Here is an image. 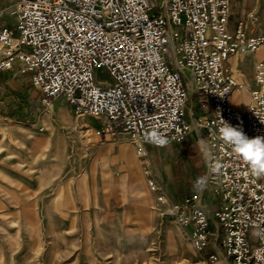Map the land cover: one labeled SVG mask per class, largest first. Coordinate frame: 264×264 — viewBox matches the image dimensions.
<instances>
[{"label": "built area", "instance_id": "2783aa9c", "mask_svg": "<svg viewBox=\"0 0 264 264\" xmlns=\"http://www.w3.org/2000/svg\"><path fill=\"white\" fill-rule=\"evenodd\" d=\"M231 9L232 0H19L14 25L0 28V72L20 64L45 110L65 98L78 119L103 121L98 136L126 137L141 159L148 146H178L195 134L205 185L215 188L219 208L208 211L199 196L171 201L146 168L149 189L190 230L194 249L211 252L212 263L224 257L230 264H264V177L218 138L220 118L249 138L264 137V61L254 65L242 114L230 102L240 85L227 67L236 53L263 49L264 35L244 21L231 30ZM257 20L249 16L250 29ZM98 70L112 82H98ZM9 123L11 137L16 125ZM154 129L168 146L145 141ZM252 230L261 233L256 245Z\"/></svg>", "mask_w": 264, "mask_h": 264}, {"label": "rangeland", "instance_id": "374dc122", "mask_svg": "<svg viewBox=\"0 0 264 264\" xmlns=\"http://www.w3.org/2000/svg\"><path fill=\"white\" fill-rule=\"evenodd\" d=\"M18 1L0 0L9 21ZM240 64L252 78L253 57L246 55ZM21 67L8 73L19 74L14 89L0 88L5 107L0 111L19 123L8 137L0 117V264H230L224 257L212 263L210 251L197 252L190 230L165 213L148 187L146 168L171 201L199 196L208 211L218 209L214 187L194 188L206 176L200 148L148 146L146 159L137 155L130 164L118 155L124 147L136 152L126 137L97 141L103 121L78 119L65 98L45 110ZM96 79L112 82L105 70H98ZM193 101L198 112L199 96ZM255 232H250L254 245Z\"/></svg>", "mask_w": 264, "mask_h": 264}, {"label": "crops", "instance_id": "0c3cea01", "mask_svg": "<svg viewBox=\"0 0 264 264\" xmlns=\"http://www.w3.org/2000/svg\"><path fill=\"white\" fill-rule=\"evenodd\" d=\"M261 0H232V14H231V18H230V29L233 30L236 25L240 22V21H244L247 23V28L255 35H264V29L260 28V23H261V16L264 14V0H262V3L260 2ZM8 10V8H6ZM6 9L0 11V28H2L3 26H12L14 25L15 21H14V14H13V20H8L6 19ZM13 12V9H11ZM256 15L257 16V23L255 28L250 29V24H249V16L250 15ZM246 55H250L251 57H253L254 59V65L256 62L258 61H264V48L260 49L257 52L254 53H236L235 55H233L227 62V67L228 69L231 71V73L233 74V76L236 78V80L238 81L240 87L238 88H242L241 90V98L243 99V104L242 105H236V107L232 106L235 110L239 111L242 110L243 112H245V110L247 109V107L250 104V90L253 88V76L252 78H249L247 76H245L243 74L242 68H241V64L240 62L246 57ZM12 72V71H10ZM8 72H0V76L2 77V81H4V83H0V88L5 87V86H10L12 89H14L15 85H17V82L19 81L18 79H20V77L18 76L19 74H8L10 73ZM29 83H30V79H29ZM31 84V83H30ZM7 88V87H5ZM1 105H3V103H0V109H1ZM4 105H3V107ZM0 113H3V115H1L0 117H2V119H4V117H6L8 120L6 121V129L4 131L5 135H7L6 130L9 128L10 123L9 121L15 123V130L18 128V121L7 116L5 111L2 110L0 111ZM15 136V134H14ZM10 137V136H8ZM193 140H192V139ZM197 144V139L195 137L194 134L188 136L186 138V140L184 141L183 144L178 145V146H183L186 151H192L194 152L196 150V148L198 147L199 150V146ZM151 147V146H149ZM174 147V146H173ZM129 148V147H128ZM172 147H168V148H164V149H171ZM200 153V151H199Z\"/></svg>", "mask_w": 264, "mask_h": 264}, {"label": "clouds", "instance_id": "9594fccd", "mask_svg": "<svg viewBox=\"0 0 264 264\" xmlns=\"http://www.w3.org/2000/svg\"><path fill=\"white\" fill-rule=\"evenodd\" d=\"M220 124L218 138L231 146L232 151L250 166L253 175L258 178L264 177V137L249 138L242 127L232 126L223 118H220ZM145 141L156 147H166L169 144L168 138L155 129L146 133ZM200 142L204 143V140L201 139ZM205 184L206 178L199 177L194 183V188L202 189ZM254 235L260 236L261 233L255 232Z\"/></svg>", "mask_w": 264, "mask_h": 264}, {"label": "bare ground", "instance_id": "6f19581e", "mask_svg": "<svg viewBox=\"0 0 264 264\" xmlns=\"http://www.w3.org/2000/svg\"><path fill=\"white\" fill-rule=\"evenodd\" d=\"M241 90H242V88L240 89V88H237L236 89V91L233 93V95H232V97H231V100H230V102H231V105L232 106H234V107H236V105H241L240 104V100L242 99L241 98ZM240 114H242L243 113V111L242 110H239L238 111ZM95 129L93 128V130L92 131H94ZM92 133V132H91ZM93 134H94V132H93ZM96 136H98V133H97V131H96ZM99 138H97V141H98V139L100 140V141H107V139L109 138L108 136L107 137H105V138H101L100 136H98ZM95 140V139H94ZM118 155H119V157L120 158H123V159H127V161L130 163V164H132L133 162H134V160L135 159H138V157H137V154H136V152H135V150L134 149H132V148H128V147H124V148H120L119 149V153H118ZM141 164V163H140ZM138 165V164H137ZM135 176V175H134ZM138 176V175H137ZM134 179V178H133ZM138 179V178H137ZM131 181V180H130ZM141 181V180H140ZM134 182V181H133ZM133 182H131V184L133 183ZM138 182V181H137ZM139 185V184H138ZM136 188V187H135ZM144 190V189H143Z\"/></svg>", "mask_w": 264, "mask_h": 264}]
</instances>
